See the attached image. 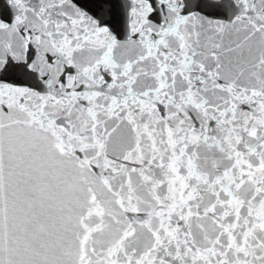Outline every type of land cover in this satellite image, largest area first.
<instances>
[{
  "label": "snow or ice",
  "instance_id": "1",
  "mask_svg": "<svg viewBox=\"0 0 264 264\" xmlns=\"http://www.w3.org/2000/svg\"><path fill=\"white\" fill-rule=\"evenodd\" d=\"M0 264H264V0H0Z\"/></svg>",
  "mask_w": 264,
  "mask_h": 264
}]
</instances>
